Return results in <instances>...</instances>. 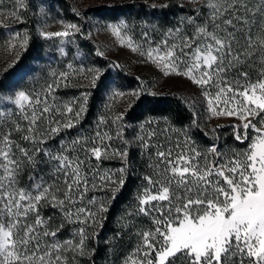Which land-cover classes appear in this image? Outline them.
<instances>
[{
	"label": "snow or ice",
	"instance_id": "obj_1",
	"mask_svg": "<svg viewBox=\"0 0 264 264\" xmlns=\"http://www.w3.org/2000/svg\"><path fill=\"white\" fill-rule=\"evenodd\" d=\"M17 2L22 4L23 0ZM208 7V21L196 25L191 36L181 35L176 37L177 42L170 43V38L180 29H169L162 41L148 48L146 56L161 68L163 75L182 76L205 89L203 96L212 116H236L243 121L242 125L233 126L237 141L248 140L249 129L255 135L246 150L233 152L224 163L220 162L224 154L218 152L215 145L208 150L217 158L215 161L194 148L188 152L181 150L175 156L171 148L157 151L156 178L144 177L148 186L138 195L139 208L134 213L150 217L154 229L137 232L140 243L124 264H264V78L251 81L245 70L246 58L251 54L233 47L234 43H239L237 34L243 31L241 25L250 27L249 20L244 18L247 5L238 0H217ZM189 23L195 24V21L190 18ZM106 27L120 37L126 25L120 21ZM65 28L64 31L41 34L50 38L81 32V27L73 23ZM143 36L151 44L149 33L145 32ZM247 43L251 46L250 37ZM128 46L134 52L139 50L132 47L131 41ZM60 51L67 55L63 49ZM88 71L96 73L92 84L98 86L100 71ZM261 76L264 77V73ZM59 78L67 80V74L62 72ZM241 80L245 83L241 84ZM52 87L47 86L49 92ZM212 87L216 88L215 95L208 91ZM143 94L142 89L130 93L119 91L113 93V98ZM82 99L84 103L76 105V110L70 105L63 108L49 105L47 93L44 96L36 93L32 100L25 91H19L15 96L19 109L23 111L26 106L31 109L30 113L23 112L28 122V134L22 139L33 148L14 145L10 134L0 136L3 142L0 147V264H68L67 252L84 255L85 227H79L75 232L78 242L73 239L61 242L57 239L59 229L50 231L47 228L53 217H41L40 207L59 211L63 223L92 226L98 223L99 213L106 209L103 203L97 205L95 196L87 199V205L95 207L96 211L83 206L89 189L98 187L97 180L120 187L126 183L123 167L118 169L119 179L93 169V158L100 161L116 154H110V145L106 143L112 140L110 134L96 131L91 140L77 138L70 146L62 140L59 155L53 156L46 149H39L48 159L57 161L56 171L63 174V190L46 186L44 177L35 174L29 176L31 184L28 188L18 186L25 164L35 169L37 163L43 162L30 154L37 150L38 144L47 142L40 137L51 139L80 122L88 96L85 94ZM53 113L72 114L74 119L61 123L53 118ZM123 118L124 114H118L112 123ZM253 120L260 126L257 127ZM42 121L49 125L44 133L39 129ZM100 123L108 121L101 118ZM241 127L243 134L239 131ZM17 131L21 129L17 128ZM154 135V132L150 133L149 137ZM77 145L80 152H77ZM13 146L19 156L13 152ZM176 147L181 148L179 144ZM69 151L71 158L63 154ZM119 154L121 157L126 155ZM111 191L117 193L118 188ZM30 217H34L31 223L28 222ZM48 238L51 243L47 242Z\"/></svg>",
	"mask_w": 264,
	"mask_h": 264
},
{
	"label": "trees",
	"instance_id": "obj_2",
	"mask_svg": "<svg viewBox=\"0 0 264 264\" xmlns=\"http://www.w3.org/2000/svg\"><path fill=\"white\" fill-rule=\"evenodd\" d=\"M49 1V7L56 9L55 12L62 11L67 19L77 20L78 16L71 11L69 3L66 0H45ZM194 4L188 0H158L152 2L148 0H127L117 4L102 5L100 7H91L90 12L94 15L105 18L106 20H123L127 22L138 34L141 32L149 33V38L153 42L161 41L167 35L169 29L179 28V33H174V37L169 41L177 42L176 37L181 35L191 36L196 25H203L210 17L209 4ZM239 3L246 4L248 7L247 15L244 17L249 20V26H243V31L237 34L238 44L234 43V49L248 51L251 55L246 58V71L249 72L251 81L264 78V0H238ZM240 11H243L241 9ZM193 19L195 24L189 23ZM229 31H232L229 29ZM251 38V46L247 43ZM46 41L36 31L32 30L27 42V49L23 53L22 63L30 69L20 73V77L27 76L32 69L37 68L34 60L40 59L43 53L50 55L46 47ZM82 51L89 53L91 51L88 45L81 43ZM89 48V50H88ZM92 52V51H91ZM89 53L90 58L100 68V77L97 80L98 86L77 85L71 82L62 81L56 83L53 103L63 108L65 105L74 106L83 104L82 97L88 96L85 105L86 111L82 114L80 122L75 127L67 129L58 134L59 137L71 138L72 141L77 138H86L91 140L96 131L108 132L112 137L109 143V152L116 153L110 158L96 161L91 160L93 169H98L101 174L105 172L112 174L113 179H119L121 173L118 169L125 168L123 173L126 183L120 187L118 185H105L96 181L98 187L90 188L87 194L85 205L96 211L91 205H87V199L93 196L97 199V205L103 203L106 212L99 213L98 223L92 226L80 224L63 223L61 213L51 207L41 206L39 211L41 217L49 221L47 228L50 231L59 229L57 239L64 241L73 239L79 241L75 232L79 227L86 229V239L84 245V255L79 252H67L68 264H124L128 256L135 252L141 238L137 232L154 229L150 217L135 215L139 204L137 197L145 187L147 181L144 177L151 176L156 178L155 165L158 163L156 152L159 150H173L175 156L181 150L188 152L194 148L196 151L204 153L210 161L217 158L208 150L217 146L218 152L224 154L220 162L224 163L233 152H242L247 149L251 143L254 132L248 130V140L237 141L235 139L234 124L211 125L207 117V111L204 103L200 99L191 100L190 97L180 92H153L150 91L144 83L133 73L125 71L117 65H107L105 60L99 55ZM243 58V57H242ZM37 60V61H38ZM41 79L46 81V75L41 72ZM11 73L0 79V97L7 85L11 83ZM245 83L244 80L240 81ZM143 90L141 96H129L126 105L121 110L118 101L120 97H114V92L126 90ZM53 105V104H49ZM120 109V110H119ZM124 114L122 120L112 123L114 117L118 114ZM62 122L74 119L72 114ZM101 118L108 121L101 124ZM49 125L46 122H40V133ZM17 128L21 131H17ZM28 122L24 115L18 114L16 120L8 125L0 123V136L4 133L15 144L21 147L32 149L33 145L24 141L22 137L27 135ZM167 129L165 132L164 130ZM243 134L242 127L239 128ZM155 133L149 137L150 133ZM82 134V135H81ZM46 140V137H40ZM48 140V139H47ZM60 141V140H58ZM145 144L148 146L145 147ZM179 144L181 148H177ZM69 145V144H68ZM41 144L36 146V151L30 154L39 162L36 168L25 164L23 172L19 177V187L28 188L31 181L30 175L37 177L43 176L46 186L52 185L53 188L63 190V177L57 172L48 170V162L41 157L39 151ZM89 147L91 144L88 145ZM13 152L19 156L18 150L13 146ZM77 152H80V146L77 145ZM119 153H126L121 157ZM81 159L83 155L81 154ZM87 172L88 169L85 168ZM118 188L117 193L111 189ZM114 197V198H113ZM62 198V197H61ZM132 213V215H130ZM34 217H30L31 223ZM83 219V217L81 218ZM51 241V238H48ZM47 241V242H48Z\"/></svg>",
	"mask_w": 264,
	"mask_h": 264
},
{
	"label": "rangeland",
	"instance_id": "obj_3",
	"mask_svg": "<svg viewBox=\"0 0 264 264\" xmlns=\"http://www.w3.org/2000/svg\"><path fill=\"white\" fill-rule=\"evenodd\" d=\"M71 7V11L75 14L79 13L78 19H67L65 14L60 10L49 7V1L45 0H23L22 4L17 0H0V79H3L8 73L12 75L11 83L7 85L0 97V123L8 125L16 120L18 114L24 115L23 112H31V109L26 108L22 111L15 104V96L19 91H25L30 95V100L35 99V94L39 93L44 96L47 93L48 103L54 104V91L56 83L62 81L71 82L77 85H88L92 83V77L96 73L89 72L88 69H98L89 53L99 55L105 60L107 65H117L125 71L135 74L144 85L153 92H180L191 100L200 99L207 111V117L211 125L219 124H234L242 125L238 117L228 116H212L208 111L207 100L203 96L205 89H202L192 83L189 79L178 75H163L161 68L155 63L148 60L146 52L149 47H155L160 41L151 44L144 39L145 32L134 31L127 22L123 20H106L105 18L94 15L90 12L91 7H100L102 5H111L121 3L127 0H66ZM157 2L158 0H148ZM194 4L211 3L213 0H188ZM123 21L126 27L122 28L121 36L117 37L110 29L106 27L109 24H119ZM69 23L76 24L81 27V32L72 34L68 37H50L46 38L41 33H54L57 31L66 30L65 26ZM36 31L46 41V47L50 52L49 56L45 53L38 60H34L37 68H34L27 76L20 77V73H24L30 68L22 63L23 53L27 49L28 39L32 33ZM121 40L124 43H121ZM131 41L132 47H136L138 51H132L128 43ZM162 41V40H161ZM170 43H173L169 41ZM81 43L88 45L91 49L89 53L82 51ZM61 49L67 55L61 54ZM102 53V55H101ZM38 60V61H37ZM71 65V67H69ZM81 68L84 71H81ZM41 72L47 76L41 79ZM67 74V80L59 78L60 73ZM55 74V76L53 75ZM52 85V91L49 92L47 86ZM126 90L125 92H132ZM212 95H215L216 88L208 89ZM125 98H119L118 105L120 109L126 105ZM59 106V105H56ZM223 105H221L222 107ZM119 109V110H120ZM121 109V110H122ZM68 115L60 116L53 113V118L64 121ZM64 123V122H62ZM253 123H257L253 120ZM52 126H55L54 124ZM260 125L257 123V127ZM46 131V128L44 129ZM43 133V132H42ZM5 134L3 133L2 136ZM7 135V134H6ZM255 135V133H254ZM47 140V139H46ZM60 140V141H58ZM65 142L66 146H70L72 139L63 138L58 135L48 139L46 143H42L43 149H46L53 156L61 154V141ZM69 144V145H68ZM0 147H3V142L0 140ZM71 158L72 153L64 152ZM41 157L48 162V170L56 171L57 161L50 160L42 152ZM58 173V172H57ZM60 175L63 174L59 173ZM48 241V240H47ZM48 243H51L48 241Z\"/></svg>",
	"mask_w": 264,
	"mask_h": 264
}]
</instances>
